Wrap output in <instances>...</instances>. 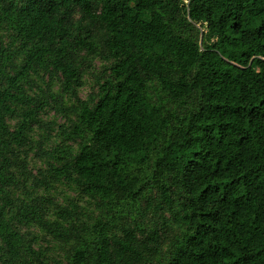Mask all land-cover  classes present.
Listing matches in <instances>:
<instances>
[{"label": "trees", "instance_id": "trees-1", "mask_svg": "<svg viewBox=\"0 0 264 264\" xmlns=\"http://www.w3.org/2000/svg\"><path fill=\"white\" fill-rule=\"evenodd\" d=\"M0 20L23 51L14 73L0 61V185L14 181L1 149L24 140L43 107L20 79L36 64L49 67L77 101L66 133L79 138L77 152L61 147L70 159L53 170L73 172L100 213L90 227L36 218L73 239L64 264H139L157 254L156 229L115 232L124 207L142 197L149 204L148 190L157 208L180 206L183 230L166 264H264V0H0ZM194 23L204 27L202 45ZM80 49L110 62L89 100L75 90ZM151 81L180 112L151 101ZM15 104L26 108L12 131L5 116ZM20 238L0 210L6 260L33 264Z\"/></svg>", "mask_w": 264, "mask_h": 264}, {"label": "rangeland", "instance_id": "rangeland-1", "mask_svg": "<svg viewBox=\"0 0 264 264\" xmlns=\"http://www.w3.org/2000/svg\"><path fill=\"white\" fill-rule=\"evenodd\" d=\"M204 32L203 26L193 24L191 34L200 45L203 43ZM72 56L80 73V84L75 88L78 97L84 100L95 98L97 85L107 73L109 60L84 49ZM22 60L23 51L19 41L7 24L0 20V61H4L7 72L14 73ZM3 84L5 85L4 80ZM20 85L26 94L42 101L43 107L25 130L24 140L10 139L8 147L1 149L10 157L8 171L14 181L0 185V210L3 217L19 231V244L27 260L33 264H64L73 249V239L55 236L42 227L36 218L43 216L44 219L64 225L90 227L100 213V202L82 191L73 172L53 170V167L61 166L77 152L79 138L66 137L76 120L74 108L77 101L70 92L63 90L61 76L49 67L34 65L20 79ZM147 94L151 101L163 103L180 112V106L169 103L157 83H149ZM14 107L15 112L5 116V123L12 131L16 129L21 113L26 108L18 104ZM65 146L71 147L70 156L62 153L61 147ZM155 154L156 152L151 154L148 165L139 174L140 177L151 168ZM145 195L151 197L149 204L142 197L136 204L122 209L115 232L119 234L117 228L124 225L142 227L145 230L156 229L160 234L161 250L155 255H145L139 264H166L172 241L183 230L176 217L180 206L177 202L173 210L159 209L156 207L158 195L153 190L146 191ZM179 197L178 194L175 195L176 199ZM60 207L68 208L72 217L70 214L62 217ZM85 236L90 238L88 231H85ZM6 258L0 242V264H9Z\"/></svg>", "mask_w": 264, "mask_h": 264}]
</instances>
